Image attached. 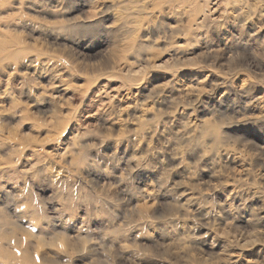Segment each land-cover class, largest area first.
<instances>
[{
    "label": "rangeland",
    "instance_id": "obj_1",
    "mask_svg": "<svg viewBox=\"0 0 264 264\" xmlns=\"http://www.w3.org/2000/svg\"><path fill=\"white\" fill-rule=\"evenodd\" d=\"M136 1L0 0V264H264V0Z\"/></svg>",
    "mask_w": 264,
    "mask_h": 264
},
{
    "label": "bare ground",
    "instance_id": "obj_2",
    "mask_svg": "<svg viewBox=\"0 0 264 264\" xmlns=\"http://www.w3.org/2000/svg\"><path fill=\"white\" fill-rule=\"evenodd\" d=\"M133 3L135 2V3H137L138 1H136V0H131ZM141 0H139V2H140ZM133 44V43H132ZM131 43H129V44H127L125 47H130L131 45H132ZM12 46V44H9V42L8 41H5V42H3L2 43V47H1V51L2 52H5V51H8V48H10Z\"/></svg>",
    "mask_w": 264,
    "mask_h": 264
}]
</instances>
